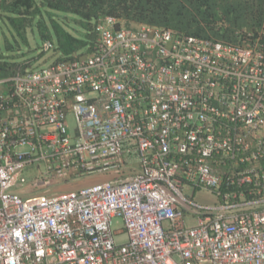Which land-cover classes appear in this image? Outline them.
Returning a JSON list of instances; mask_svg holds the SVG:
<instances>
[{
  "label": "built area",
  "instance_id": "obj_1",
  "mask_svg": "<svg viewBox=\"0 0 264 264\" xmlns=\"http://www.w3.org/2000/svg\"><path fill=\"white\" fill-rule=\"evenodd\" d=\"M118 25L0 71V264H264V24L234 44ZM93 175L110 179L51 190Z\"/></svg>",
  "mask_w": 264,
  "mask_h": 264
},
{
  "label": "trees",
  "instance_id": "obj_2",
  "mask_svg": "<svg viewBox=\"0 0 264 264\" xmlns=\"http://www.w3.org/2000/svg\"><path fill=\"white\" fill-rule=\"evenodd\" d=\"M70 16L77 17L86 30V42L65 29ZM105 16L116 18L118 26L125 28L146 25L234 44L243 38L239 33L254 32L264 24V0H0L2 77L32 70L28 63L6 60L1 48L13 51L16 38L25 41L33 21L41 41H49L60 55L56 62H62L93 51L94 25ZM84 48L86 52L79 55Z\"/></svg>",
  "mask_w": 264,
  "mask_h": 264
},
{
  "label": "rangeland",
  "instance_id": "obj_3",
  "mask_svg": "<svg viewBox=\"0 0 264 264\" xmlns=\"http://www.w3.org/2000/svg\"><path fill=\"white\" fill-rule=\"evenodd\" d=\"M77 17H69V21L65 25V29L76 39L86 42L87 32L79 24ZM36 21H33V25L26 31L25 41L16 38V44L13 51H6L1 48V53L8 61L18 64H30L32 70H40L51 66L55 63L59 54L53 50H43V41L39 38L36 28ZM132 28H136L132 26ZM11 41V39H10ZM86 48L80 50L78 54H84ZM69 125H72V120L68 119ZM110 179L109 176L93 175L86 176L76 180H71L59 184L58 187L51 189L54 194H65L69 192L79 191L91 186L99 185L107 182ZM185 195L190 196L191 191L184 190ZM192 201L200 206H213L217 203L216 196L209 190H196L192 195ZM111 230L113 233L124 230V223L120 217H115L111 220ZM114 242L116 244H125L127 242L126 233L114 234Z\"/></svg>",
  "mask_w": 264,
  "mask_h": 264
}]
</instances>
